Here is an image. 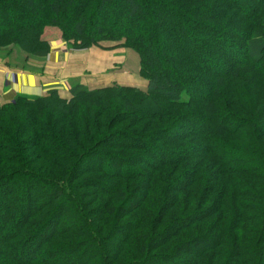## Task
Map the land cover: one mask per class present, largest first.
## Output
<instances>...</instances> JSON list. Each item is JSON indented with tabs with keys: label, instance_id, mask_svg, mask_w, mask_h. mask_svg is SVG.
I'll use <instances>...</instances> for the list:
<instances>
[{
	"label": "trees",
	"instance_id": "16d2710c",
	"mask_svg": "<svg viewBox=\"0 0 264 264\" xmlns=\"http://www.w3.org/2000/svg\"><path fill=\"white\" fill-rule=\"evenodd\" d=\"M259 1L0 0V51L45 59L57 27L148 82L0 105V264H264Z\"/></svg>",
	"mask_w": 264,
	"mask_h": 264
},
{
	"label": "crops",
	"instance_id": "0c3cea01",
	"mask_svg": "<svg viewBox=\"0 0 264 264\" xmlns=\"http://www.w3.org/2000/svg\"><path fill=\"white\" fill-rule=\"evenodd\" d=\"M58 35L59 32L55 28H47L43 38L45 41H48L51 48L49 56L43 60L33 59L32 57L26 58L23 69L14 67L16 64L13 63V58L6 60L0 58V105L14 101L19 94L42 96L50 88H58L64 97H69L70 88L77 83L88 87L92 86V79L87 77L86 73L89 72H86L87 70H85L84 66H86V69H92L93 73L91 72V75H95L96 73L101 74L102 71H106V69L97 68L99 65L103 66L106 62L110 61L111 65L109 67H112L116 63H123L122 60L125 57L123 51H120V54H116L119 53V50L112 51V54L109 52L102 54V51H91V49L87 53L93 58L84 59L81 62L83 54H71L68 51L69 49L63 46L64 41ZM111 55L115 59H111ZM89 77L91 78V76ZM72 81L74 82L72 83ZM108 81L126 86H130L134 82L133 77L123 72L112 76ZM138 88L144 89L142 87Z\"/></svg>",
	"mask_w": 264,
	"mask_h": 264
},
{
	"label": "rangeland",
	"instance_id": "374dc122",
	"mask_svg": "<svg viewBox=\"0 0 264 264\" xmlns=\"http://www.w3.org/2000/svg\"><path fill=\"white\" fill-rule=\"evenodd\" d=\"M233 1H237V0H233ZM249 1H250L248 3L249 6H253V5L257 4V3L261 4L259 0H249ZM241 9H242V12L244 14L245 13H248L247 12L248 11L247 8H244L242 6ZM45 13H46V10L43 8L42 9V14H43L42 16H44ZM8 15H9V18L7 19V21L9 22V24L7 23L8 25H10V23L12 24V22L14 23L15 21H20L21 23H24V24L27 25V22H28L27 20L28 19H27L26 16L23 17L21 15H17L16 13H13L12 11L8 12ZM17 16H21V17H17ZM21 19H23L24 21H22ZM100 20H101V18L98 21H100ZM127 26L128 25H126V23H124L122 25V27L124 28V30L127 29ZM1 27H2V25H1ZM129 27H131V26L129 25ZM47 28H55L59 32V35H58L59 38L63 39V41H64V45L63 46L66 47V48H68L69 49L68 51L71 54H73V55H82L83 54V58H82V61L81 62H83L84 59L88 60V59H92L93 58L92 56H90L87 53L90 49H91V51H98V50L99 51H102V54H104V52H109L110 54H112L111 52L114 51V50H117V51L119 50L118 51L119 53H116V54H120V51H123V54H124L125 57L122 60V62L124 64L123 63L122 64H120V63L117 64L116 63L112 67L111 66L109 67V65H111V61H110V62H106L103 66L102 65H99L97 68H100V69L102 68L104 70L106 69V71H102L101 74H97L96 73L95 75H91V72L93 73L92 69H89V68L86 69V66H84L85 70H87L86 72H89V73H86V75H88L87 77L89 79H92V81H91L92 82L91 83L92 86H89L90 88H92V89L93 88H98V86L106 87L105 85H107V84H109L111 82L112 83L110 85L115 84V83L116 84H119V85H124V84H120V83H117V82H114L113 83V81H111V82L108 81L110 78H112V76H115L116 74H119L120 72L128 73L129 76L133 77V81L134 82L130 86L142 87L144 89L147 88V85H148L147 79L143 78L140 75V73H139V71H140V57H139V55L135 51H133L131 49H127V48H118V49H112V50H105V49H102V48L96 47V46L91 47V48H88V49H76V48H74L73 44L70 45L71 43L70 44L67 43V41L63 38V32L59 28H57V27H47ZM89 29L91 30V28H89ZM158 31H159V29H158ZM43 41H45L44 38H43ZM45 42L48 44V41H45ZM173 45L174 44L172 42L166 41V44H164L163 49L165 50L164 53L166 54L165 56H167L166 58L169 59V60L172 59L174 62H176V58H174L172 56L173 54L170 55L169 48L172 47L171 50H173V51L175 50V51H178V52H179V50L181 48H179V45L177 43H175L174 47H173ZM106 47H108V46H106ZM50 51H51V48H50ZM31 57L33 59L36 58V57H33V56H30V55L25 54L24 52L20 51L17 48H15L14 51H11V48L3 49L2 51H0V58H3L5 60L6 59H9V58L10 59L13 58V63L16 64L14 67L20 68V69H23V67L25 65L24 60L26 58L29 59ZM236 58H240V57L239 56H235V55L232 57L233 60H235ZM37 59L43 60L41 58H37ZM111 59H115V57H113L111 55ZM159 60H160L159 61L160 66H165L164 60H162L161 58ZM81 62H79V64H81ZM89 76H91V78ZM73 82L74 81H72V83ZM142 84H144V85H142ZM107 86H109V85H107ZM12 102H10V103H12ZM205 123L206 122H203V120L202 121L201 120L200 121H197L198 128H200V129L202 128V131H205V127H206ZM215 127L218 129V122L215 123ZM148 158H150V157H148ZM73 223H74L73 220H69L67 222V224H68L69 227L70 226H73Z\"/></svg>",
	"mask_w": 264,
	"mask_h": 264
}]
</instances>
